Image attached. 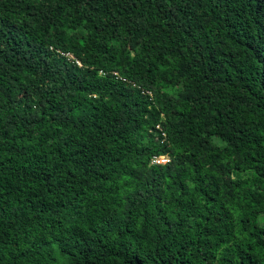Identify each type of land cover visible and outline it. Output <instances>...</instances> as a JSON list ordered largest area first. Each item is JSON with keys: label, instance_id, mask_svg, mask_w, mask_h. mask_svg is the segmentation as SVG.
<instances>
[{"label": "trees", "instance_id": "obj_1", "mask_svg": "<svg viewBox=\"0 0 264 264\" xmlns=\"http://www.w3.org/2000/svg\"><path fill=\"white\" fill-rule=\"evenodd\" d=\"M0 264H264V0H0Z\"/></svg>", "mask_w": 264, "mask_h": 264}, {"label": "clouds", "instance_id": "obj_2", "mask_svg": "<svg viewBox=\"0 0 264 264\" xmlns=\"http://www.w3.org/2000/svg\"><path fill=\"white\" fill-rule=\"evenodd\" d=\"M54 51L58 54L59 58L69 61L70 63H73L77 65L78 67H81L82 69L90 68L89 66L84 64L82 59L77 58L75 54L72 53L70 50H61V49L55 50L54 49ZM152 162L158 163V164H167L170 162V157L168 155H160V156L154 157Z\"/></svg>", "mask_w": 264, "mask_h": 264}]
</instances>
